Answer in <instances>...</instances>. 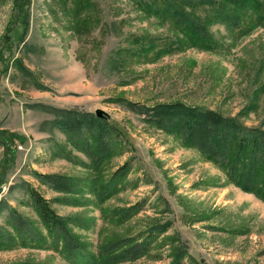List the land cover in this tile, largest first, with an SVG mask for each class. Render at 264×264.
I'll return each mask as SVG.
<instances>
[{
  "label": "rangeland",
  "instance_id": "1",
  "mask_svg": "<svg viewBox=\"0 0 264 264\" xmlns=\"http://www.w3.org/2000/svg\"><path fill=\"white\" fill-rule=\"evenodd\" d=\"M22 1V17L15 0L0 3V130L13 139L9 147L0 143V174L5 172L0 232L7 242L0 245V264H74L49 247L26 184L67 219L92 260L99 261L102 244L143 238L150 228L167 225L144 255L116 264H172L178 253L179 264H264V201L229 182L215 162L152 126L139 107L128 104L180 101L264 130V0H256L259 17L251 16L253 8L245 10L240 27L211 25V50L179 49L171 23L144 14L136 0H91L86 12L91 22L79 30L67 12L70 2L67 7L64 0ZM206 11L195 10L200 17ZM135 37L152 43L155 55L164 53L150 59L128 54ZM72 109L101 111L123 143L112 146L101 163L92 161L53 125L57 111ZM127 162V175L101 201L90 184L109 182ZM36 174L61 176L67 191ZM128 208L133 213L122 217ZM10 209L47 236L45 247L17 244Z\"/></svg>",
  "mask_w": 264,
  "mask_h": 264
},
{
  "label": "trees",
  "instance_id": "2",
  "mask_svg": "<svg viewBox=\"0 0 264 264\" xmlns=\"http://www.w3.org/2000/svg\"><path fill=\"white\" fill-rule=\"evenodd\" d=\"M64 2L67 7L69 6L66 2L71 4V7L66 10L73 15L77 29L86 28L91 22V17L86 12H90L89 10L93 6L92 1L64 0ZM256 2V0H136V5L141 11H144V14L155 17L160 24L167 21L171 23L172 31L179 35L175 40L178 48L182 45V47L211 50L215 40L209 27L214 23H224L233 29L240 27L244 22V13L247 15L245 10L249 8L254 9V12H250V14L253 13L258 18L262 10ZM15 5L22 17L24 14L23 1L15 0ZM200 7H208L209 11H206L204 17H200L195 12ZM259 20L261 21V17ZM20 21L21 19L14 20L13 23L18 24ZM248 30H250L249 24ZM6 40H9V35L6 36ZM133 44V47L128 49V54L131 53L132 56L138 58L150 59V57H156L165 51L156 52L157 55H155L154 45L148 44L145 37H135ZM120 58L121 56H119V63ZM128 104L133 108L139 107L140 113L145 116V120L149 124L180 137L184 145L195 148L204 158L215 162L225 172L229 182L264 201L263 129L247 127L237 117L224 116L217 111L190 106L180 101L160 103L154 106H141L132 102H128ZM53 125L67 134L74 147L84 150L91 160L98 164L108 158L112 146L123 143L119 130L105 117H98L95 114H85L75 109L59 110L56 112ZM84 131L89 134L88 138L84 137ZM6 135L7 132L0 130V143L9 147L13 139H7ZM17 137L20 142H23L19 136H15L14 139ZM13 152L14 150L8 153ZM129 167L130 163L127 162L113 173L107 183L98 182L96 186L90 184L91 190L98 194L101 201H104L115 191L116 183L127 175ZM1 172L0 185L5 183V172ZM36 176L43 183L58 191H67V184L59 175L36 174ZM26 190L47 231V236L50 239L49 247L59 250L69 262L74 264H116L127 259L139 258L147 252L154 236L167 229V225H156L150 228L148 234L143 238L141 236L139 238L124 237L102 244L99 261L92 260L84 254L80 242L70 233L67 219L59 216L53 210L51 202L28 184H26ZM132 210L133 208L123 210L121 216L130 215L133 213ZM0 211H2L1 203ZM9 214L12 220L11 224L15 227L20 238V243L17 242L18 245L34 248L45 247L44 244L48 243L47 236L43 237L42 233L33 227L29 220L19 215L16 210L10 209ZM4 238V234L0 232V245L7 243L3 241ZM17 244L15 242L14 245ZM14 245L5 247L12 248ZM60 245L62 246L60 247ZM181 255L182 253L176 254V259L172 264H179ZM23 264L47 263L28 262Z\"/></svg>",
  "mask_w": 264,
  "mask_h": 264
},
{
  "label": "water",
  "instance_id": "3",
  "mask_svg": "<svg viewBox=\"0 0 264 264\" xmlns=\"http://www.w3.org/2000/svg\"><path fill=\"white\" fill-rule=\"evenodd\" d=\"M96 115H97L98 117H103V116H104L103 113H102L101 111H97V112H96Z\"/></svg>",
  "mask_w": 264,
  "mask_h": 264
}]
</instances>
